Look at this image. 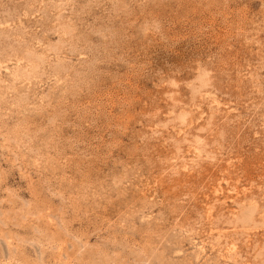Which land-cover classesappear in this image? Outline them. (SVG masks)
<instances>
[{"label": "rangeland", "instance_id": "obj_1", "mask_svg": "<svg viewBox=\"0 0 264 264\" xmlns=\"http://www.w3.org/2000/svg\"><path fill=\"white\" fill-rule=\"evenodd\" d=\"M0 264H264V0H0Z\"/></svg>", "mask_w": 264, "mask_h": 264}]
</instances>
